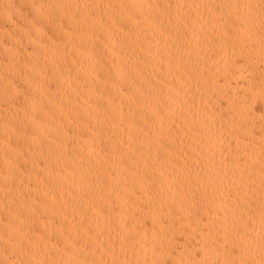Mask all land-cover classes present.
I'll list each match as a JSON object with an SVG mask.
<instances>
[{
    "label": "bare ground",
    "instance_id": "bare-ground-1",
    "mask_svg": "<svg viewBox=\"0 0 264 264\" xmlns=\"http://www.w3.org/2000/svg\"><path fill=\"white\" fill-rule=\"evenodd\" d=\"M237 3L0 0V261L261 259L264 54Z\"/></svg>",
    "mask_w": 264,
    "mask_h": 264
},
{
    "label": "snow or ice",
    "instance_id": "snow-or-ice-1",
    "mask_svg": "<svg viewBox=\"0 0 264 264\" xmlns=\"http://www.w3.org/2000/svg\"><path fill=\"white\" fill-rule=\"evenodd\" d=\"M168 7L170 8L171 5H168ZM178 7H183L182 5H179ZM214 7V6H213ZM221 7H224V5H221ZM227 7L231 8V7H235L238 12L239 9L243 8L245 9V12L247 13V15H243L240 14L239 16V25L236 28V31L234 33H232L233 36L238 37L240 39V42L244 45L247 44L248 39H250V37L245 38L242 34H241V30H246L248 28H254L255 27V19L252 17L251 15V11L250 10H259V27H260V45H261V52L262 54H264V0H258V4H253V3H247V4H235V5H227ZM235 23V22H234ZM181 29L184 28V24L182 23L180 25ZM186 34V33H185ZM261 172L264 173V151H262V159H261ZM262 183V187H264V180L261 181ZM261 221H262V225H264V202H262L261 204ZM97 239L99 240L100 237H97ZM127 239V237L124 238H117V239H113L111 236L109 237V241H110V245L107 246V250L109 252H114L115 251V245L117 243H120L121 246H123V241ZM9 240H12V237H9ZM29 240H31V237H29ZM18 246L20 248V253L22 254L25 251L27 252H31L32 248L28 247L27 249L25 248V242L23 241V239H21L20 241L17 242ZM216 241L210 240L208 244L205 245L204 247V251L205 253L209 252L211 250V247L215 246ZM87 248V244L82 245L80 241H75L73 242L69 249L66 250H71V249H78L79 251H84V249ZM99 250V249H97ZM4 251L7 253L8 252V248L6 247L4 249ZM237 249L234 247L233 248V252H236ZM248 251L251 252L252 251V245H249ZM196 256H200L201 252L197 251L195 253ZM260 256L261 259L257 262L253 259H245V258H241L238 262L237 261H226L225 264H264V233H262L261 235V240H260ZM0 264H101L100 261H96V260H92V261H88V260H77V259H71V260H67V261H60V262H52V261H48V260H44V261H33V260H11V259H5L3 261H0ZM112 264H118V262L116 260L112 261ZM138 264V262H137ZM152 264H220L219 261H214V260H210L207 258V255H205V258L200 259V260H184V259H180L177 262H171L168 260H164V261H160V260H154L152 262Z\"/></svg>",
    "mask_w": 264,
    "mask_h": 264
}]
</instances>
